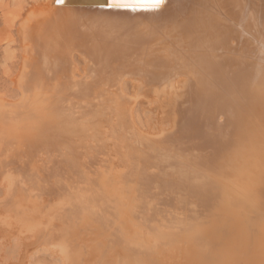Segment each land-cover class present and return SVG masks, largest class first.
Listing matches in <instances>:
<instances>
[{
    "label": "bare ground",
    "instance_id": "obj_1",
    "mask_svg": "<svg viewBox=\"0 0 264 264\" xmlns=\"http://www.w3.org/2000/svg\"><path fill=\"white\" fill-rule=\"evenodd\" d=\"M113 8L19 14L0 209L64 264H264V0ZM126 81L160 102V131L135 128Z\"/></svg>",
    "mask_w": 264,
    "mask_h": 264
},
{
    "label": "rangeland",
    "instance_id": "obj_2",
    "mask_svg": "<svg viewBox=\"0 0 264 264\" xmlns=\"http://www.w3.org/2000/svg\"><path fill=\"white\" fill-rule=\"evenodd\" d=\"M39 1L42 2V0H0V100L5 99L9 102H14L20 100L23 97L21 86L18 84V82H15V79L20 72L23 55L21 38L17 30L18 21L21 18L19 14L22 12L24 13L26 10L36 5ZM76 59L79 67L77 76L80 77L85 73V70H83L84 63L78 57H76ZM123 90L124 94L132 97V99H135H133V102L130 101V105L132 103L134 104L131 106L132 116L135 128L137 130L144 132L145 134H150L156 133L160 131L163 126H166L167 120L161 119V116H163L164 112L158 100L143 95L137 96L138 89L136 85L130 81H126L124 83ZM2 181L3 180H0V200L1 198H4L5 194V184ZM26 202H29V200H26ZM2 207L3 206H1V208ZM13 208L14 207L11 205L10 208L7 209L9 210L8 212L4 208V211L7 212L6 215L4 214L5 212H2L3 209H0V216L4 217L5 219L8 218L7 220L4 219L6 221L5 223L4 220L0 218V229L5 232L4 233L2 230H0V264H64L63 258L60 255L56 253L53 254L52 252H48L41 248L40 250L39 248L33 246L35 244H31L33 241L31 242L32 238H29V234H21L19 231L17 232V230H14L15 225L21 219H17L18 215L16 216V214H19L20 211L16 213ZM25 208L30 209L28 206ZM13 210L14 213H11ZM31 210L32 209H30V211ZM26 212L29 211L25 210V213ZM9 213L15 215L16 217H12V215ZM11 220L15 222H12L14 224V228H10V225L13 227ZM20 222H22V220ZM98 237L100 238V236L91 234V244H93L91 245L93 247L91 250L94 249L97 253L101 252V249H107L106 243H98ZM94 258L96 259V256ZM94 258L91 257L88 260L89 262L86 264H89ZM94 263L98 264L97 259L92 261L90 264Z\"/></svg>",
    "mask_w": 264,
    "mask_h": 264
},
{
    "label": "snow or ice",
    "instance_id": "obj_3",
    "mask_svg": "<svg viewBox=\"0 0 264 264\" xmlns=\"http://www.w3.org/2000/svg\"><path fill=\"white\" fill-rule=\"evenodd\" d=\"M58 4L63 5L65 0H56ZM166 3V0H111L109 7L119 8H136V7H153L158 8Z\"/></svg>",
    "mask_w": 264,
    "mask_h": 264
},
{
    "label": "water",
    "instance_id": "obj_4",
    "mask_svg": "<svg viewBox=\"0 0 264 264\" xmlns=\"http://www.w3.org/2000/svg\"><path fill=\"white\" fill-rule=\"evenodd\" d=\"M108 0H91V6H105V7H109L108 5L109 4H107L106 2H107ZM109 8H112V9H114L113 7H109Z\"/></svg>",
    "mask_w": 264,
    "mask_h": 264
}]
</instances>
